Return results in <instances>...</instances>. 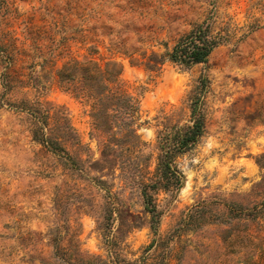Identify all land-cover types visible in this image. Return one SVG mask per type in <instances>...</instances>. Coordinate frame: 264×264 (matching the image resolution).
Here are the masks:
<instances>
[{"label": "rangeland", "instance_id": "rangeland-1", "mask_svg": "<svg viewBox=\"0 0 264 264\" xmlns=\"http://www.w3.org/2000/svg\"><path fill=\"white\" fill-rule=\"evenodd\" d=\"M202 23L220 42L207 62L167 61L157 73L122 52L162 53ZM74 58L121 63L122 81L140 99L141 152L152 170L162 116L187 122V94L209 79L205 136L178 159L185 184L176 197L158 196L161 233L201 204L211 222L184 238L214 249L198 248L187 264H264V0H0V264H82L87 252L102 264L134 262L154 237L139 184L122 168L137 152L132 135L110 136L106 164L91 106L59 81ZM37 99L66 108L79 133L80 145L66 142L76 162L35 135Z\"/></svg>", "mask_w": 264, "mask_h": 264}, {"label": "trees", "instance_id": "trees-1", "mask_svg": "<svg viewBox=\"0 0 264 264\" xmlns=\"http://www.w3.org/2000/svg\"><path fill=\"white\" fill-rule=\"evenodd\" d=\"M219 43L218 38L211 33L209 25L202 23L180 37L173 47L170 48L168 43H163L165 51L162 53L146 51L139 56L138 49L130 51L127 48L122 52L130 58L132 64L143 65L146 69L158 73L167 61L187 68L207 62ZM121 73L120 62L111 60L102 67L92 58L71 59L58 71L60 83L91 106V135L97 136L98 144L102 148V161L106 164L111 162L107 160L109 150L112 148L111 135H132L131 144L137 148L132 159L125 157L122 168L126 180L139 184L144 209L149 214L147 224L154 237L138 260L134 262L126 259L117 260L114 264H173V259L177 260V264H187V255L194 254L198 248L210 255L214 249L213 241L197 240L196 237L184 238L188 230L201 229L211 222L204 213L203 206L194 204L188 207L183 213L184 221L163 235L161 224L164 211L160 208L158 200L160 192L176 197L185 184L186 176L178 159L196 149L205 136L209 79L202 76L187 94L186 102L190 109L187 122L176 120L175 113L162 116L155 144L158 150L156 164L152 170L148 157L141 152L146 142L139 133L142 116L140 99L127 89L121 79ZM36 102L43 108L40 112L30 108L37 123L35 135H41L37 138H40V142L48 150L63 159L76 162L77 159L74 160L66 142L78 143L79 133L72 125L66 108L63 105H54L48 100L42 102L37 99ZM28 112L31 111L28 109ZM132 167L133 171H131ZM261 183H264V177ZM261 211L262 208L255 211L254 215L260 216ZM239 214L244 215L242 212ZM121 218L120 224L123 223ZM134 224L130 227L139 226ZM223 240L226 241L227 238L223 237ZM117 242L110 241L112 247ZM112 252L113 250L109 253L114 257ZM85 255L82 264L103 262L98 255L90 252ZM150 257L153 258L152 262H149ZM97 259L99 261H96Z\"/></svg>", "mask_w": 264, "mask_h": 264}]
</instances>
